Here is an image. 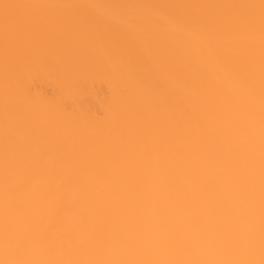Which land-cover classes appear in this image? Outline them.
Returning a JSON list of instances; mask_svg holds the SVG:
<instances>
[{
  "label": "bare ground",
  "instance_id": "bare-ground-1",
  "mask_svg": "<svg viewBox=\"0 0 264 264\" xmlns=\"http://www.w3.org/2000/svg\"><path fill=\"white\" fill-rule=\"evenodd\" d=\"M0 264H264V0H0Z\"/></svg>",
  "mask_w": 264,
  "mask_h": 264
}]
</instances>
